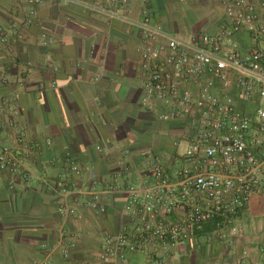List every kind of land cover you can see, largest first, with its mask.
Wrapping results in <instances>:
<instances>
[{"label": "crops", "instance_id": "obj_1", "mask_svg": "<svg viewBox=\"0 0 264 264\" xmlns=\"http://www.w3.org/2000/svg\"><path fill=\"white\" fill-rule=\"evenodd\" d=\"M77 1L46 0L30 18L28 0H0V151L16 149L20 133L40 151L27 167L30 180L0 171V264H92L105 238L128 224L121 194L102 197L103 215L74 196L69 204L81 217L62 222L60 181L85 191L91 184L87 172L76 175L72 166L96 173L103 184L138 186L153 159L174 177L187 126L162 122V108L143 106V31L132 23L148 10L152 27L188 39L203 30L216 33L225 22V0ZM235 40L249 50L246 33ZM233 226L230 243L208 225L171 247L163 264H264V195L253 198ZM61 237L64 245L77 243L69 260L57 245ZM115 264L154 263L128 254Z\"/></svg>", "mask_w": 264, "mask_h": 264}, {"label": "built area", "instance_id": "obj_2", "mask_svg": "<svg viewBox=\"0 0 264 264\" xmlns=\"http://www.w3.org/2000/svg\"><path fill=\"white\" fill-rule=\"evenodd\" d=\"M45 1L28 0L30 18ZM121 4L126 6L128 0ZM132 25L143 31V106L149 111L162 108V122H185L186 147L174 177L152 159L147 179L138 186L103 184L96 173L71 167L76 175L87 172L91 184L87 191L76 183L59 184L63 223L81 217L69 204L74 196L100 215L106 213L103 196L125 197L122 215L129 222L105 238L92 264L125 262L128 254L163 264L171 247L192 241L208 225L215 227L220 241L230 243L239 214L253 198L264 195V0H225L224 25L216 33L203 30L188 39L152 27L148 10ZM241 33L249 36L248 51L235 40ZM16 142V149L0 151V171L28 181L27 167L39 147L24 133ZM57 245L65 260L77 247L76 241L64 245L63 237Z\"/></svg>", "mask_w": 264, "mask_h": 264}, {"label": "rangeland", "instance_id": "obj_3", "mask_svg": "<svg viewBox=\"0 0 264 264\" xmlns=\"http://www.w3.org/2000/svg\"><path fill=\"white\" fill-rule=\"evenodd\" d=\"M177 37H181V38H179V39H182V38H184V37H182L181 35H179V36H177ZM150 136L152 135V133L151 134H149ZM149 136V137H150ZM185 145H184V143H181L179 146H178V148H177V151H178V153L179 154H183L184 153V151H185Z\"/></svg>", "mask_w": 264, "mask_h": 264}, {"label": "trees", "instance_id": "obj_4", "mask_svg": "<svg viewBox=\"0 0 264 264\" xmlns=\"http://www.w3.org/2000/svg\"><path fill=\"white\" fill-rule=\"evenodd\" d=\"M62 182H64V183H62ZM62 183V185H64L65 187H68L69 185H70V182H65V181H63V180H61L60 181V184ZM72 183H74V182H72ZM57 186H58V184H57ZM59 187V186H58ZM60 196V195H59ZM83 201H84V199H82Z\"/></svg>", "mask_w": 264, "mask_h": 264}]
</instances>
